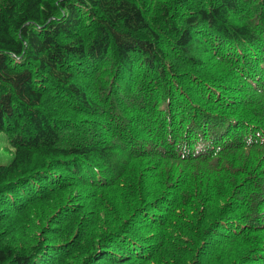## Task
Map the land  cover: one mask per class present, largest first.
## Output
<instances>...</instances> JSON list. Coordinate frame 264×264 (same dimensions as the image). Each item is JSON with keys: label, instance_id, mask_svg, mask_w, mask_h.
Returning <instances> with one entry per match:
<instances>
[{"label": "trees", "instance_id": "obj_1", "mask_svg": "<svg viewBox=\"0 0 264 264\" xmlns=\"http://www.w3.org/2000/svg\"><path fill=\"white\" fill-rule=\"evenodd\" d=\"M0 264H264V0H0Z\"/></svg>", "mask_w": 264, "mask_h": 264}, {"label": "rangeland", "instance_id": "obj_2", "mask_svg": "<svg viewBox=\"0 0 264 264\" xmlns=\"http://www.w3.org/2000/svg\"><path fill=\"white\" fill-rule=\"evenodd\" d=\"M12 159V152L6 137L0 134V164H8Z\"/></svg>", "mask_w": 264, "mask_h": 264}]
</instances>
